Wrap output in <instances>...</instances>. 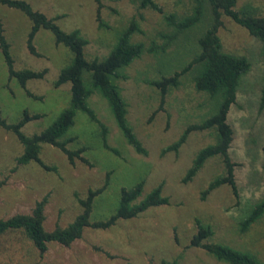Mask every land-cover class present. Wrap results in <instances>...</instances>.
Masks as SVG:
<instances>
[{
    "label": "rangeland",
    "instance_id": "obj_1",
    "mask_svg": "<svg viewBox=\"0 0 264 264\" xmlns=\"http://www.w3.org/2000/svg\"><path fill=\"white\" fill-rule=\"evenodd\" d=\"M34 9L65 31L79 29L87 39L84 48L88 59L103 57L113 45L117 33L132 17L139 20L141 32L133 39L142 41L145 52L125 68L127 78L120 81L122 96L128 103V121L146 149L138 153L126 141L108 103L94 92L89 103L98 119L107 128V143L119 154L104 148L98 123L77 112L75 123L67 133L74 137L70 149L85 147L81 156L71 163L52 144L44 143L40 158L49 169L31 162L16 165L15 158L22 146L16 137L0 127V219L16 213H30L36 200L47 195L44 228L67 225L81 211L79 200L89 189L104 186L96 195L91 220H106L114 213L122 187H131L144 180L143 195L163 182L162 193L169 203L155 206L128 219H118L108 228L87 227L70 246L52 243L40 255L19 233L0 235V264H158L162 259L177 264H228L215 259L203 248L190 245L197 221L210 224L212 240L254 253L264 262V218L247 231L239 230V221L252 203L264 199V107H260L262 86V43L241 25L227 16L218 34L225 51L245 55L250 70L242 77L236 100L230 106L227 122L233 136L229 147L234 162V175L239 198L223 185L204 199L201 190L217 174L223 164L216 156L208 159L187 183L181 181L196 152L213 142L209 130L191 131L178 152L163 151L190 124L208 117L213 100L193 85V71L179 78L161 100L154 81L172 76L198 52L197 39L206 28L208 18L180 33L164 52L166 36L175 30L165 19L174 14L180 19L190 12L194 0H156L162 13L150 8L139 9V0H26ZM236 8H248L255 15L264 14V0H236ZM139 15L142 17L139 18ZM4 34L10 44L15 69H46L43 78L30 79L26 87L39 98L26 94L15 79H9L7 66L0 52V111L7 122H15L22 111L41 117L27 122L22 130L30 135L48 126L67 105L69 84L53 85L61 68L72 54L56 44L50 31L40 29L34 37L38 55L26 45L31 23L20 10L0 4Z\"/></svg>",
    "mask_w": 264,
    "mask_h": 264
},
{
    "label": "trees",
    "instance_id": "obj_2",
    "mask_svg": "<svg viewBox=\"0 0 264 264\" xmlns=\"http://www.w3.org/2000/svg\"><path fill=\"white\" fill-rule=\"evenodd\" d=\"M95 1L98 2L99 0ZM0 4L20 10L30 20L31 26L27 33L26 45L32 54L38 55L33 41L40 29L50 31L55 43L64 45L72 54L71 61L60 69L53 82L55 87L65 83L69 84L68 103L48 126L39 132L28 135L22 130V127L27 122L41 117L40 114L30 113L24 109L19 119L9 123L0 111V127L6 132L12 133L22 146L20 154L15 158L16 165L21 166L35 162L41 167L49 169V166L40 158L41 147L44 143L57 146L71 163H74L75 157L85 160L81 153L86 151V148L70 149L68 145L74 141V137L66 136L75 123L77 112L84 113L91 121L98 123L101 127L100 136L103 147L119 154L116 148L107 143V128L98 119L89 103V98L94 92L101 94L107 101L114 120L126 141L138 153L146 154V149L128 121V103L122 96V88L119 84L121 80L127 78L124 71L126 67L130 66L145 52H152V50L157 52L156 47L146 48L142 41L133 39L135 33L141 32L138 18L132 17L129 23L117 33L113 45L105 56L88 59L84 51L88 41L79 29L65 31L56 23L55 18L48 17L43 12L34 9L26 0H0ZM138 7L139 9L150 8L162 13V8L156 0H139ZM222 16H227L244 27L250 35L262 43L263 74L260 107H264V14L255 15L248 8L238 9L236 8V0H194L190 12L180 19H175L174 14L165 15V19L173 26L175 32L166 36L165 45L160 47L162 52L178 34L193 28L204 17L208 18V23L198 36V52L192 59L179 71H175L172 76H163L154 81V84L160 88L161 100H163L165 94L172 87L179 85V78L192 70L194 88L213 100L208 117L188 125L175 141L163 149V151L178 152L191 131L209 130L213 142L196 152L191 165L181 179L183 183L191 181L208 159L217 156L223 164V172L215 175L201 190V199L223 185L229 187L236 199L239 198L234 175L235 164L228 151L233 131L227 122V114L230 106L236 100L237 89L242 77L250 70L251 64L245 55L225 51L218 34V30L223 24ZM141 17L139 15V18ZM0 52L7 66L9 79H15L28 96L39 98L27 89L26 84L30 79L43 78L46 69L36 71L29 68L18 70L14 68L10 44L5 37L1 18ZM106 178L104 186L89 189L85 198L79 200L82 209L67 225L56 224L52 230L44 228V209L47 203V195H44L35 201L30 213H16L7 218H1L0 235L19 233L23 239L31 243L40 255H43L49 244L70 246L82 236L87 227L105 229L118 219L132 218L151 207L169 203L168 196L162 193L163 182L158 183L143 195L144 180L140 179L133 186L120 189L115 211L108 219L92 221L90 217L93 201L96 195L100 194L108 184V173ZM263 218L264 199H261L252 203L247 214L239 221V230L241 232L247 231L254 223ZM213 233L210 224L198 220L190 245L201 247L215 259L228 264H264L250 251L213 241ZM158 264H177V261L162 259Z\"/></svg>",
    "mask_w": 264,
    "mask_h": 264
}]
</instances>
